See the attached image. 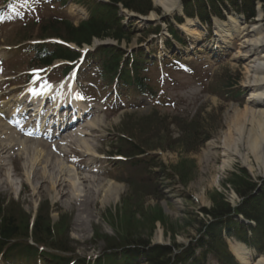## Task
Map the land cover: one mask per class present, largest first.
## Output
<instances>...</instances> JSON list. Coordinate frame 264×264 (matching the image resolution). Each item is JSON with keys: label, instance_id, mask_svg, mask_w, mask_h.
Wrapping results in <instances>:
<instances>
[{"label": "rangeland", "instance_id": "374dc122", "mask_svg": "<svg viewBox=\"0 0 264 264\" xmlns=\"http://www.w3.org/2000/svg\"><path fill=\"white\" fill-rule=\"evenodd\" d=\"M213 1L215 2L181 0L179 7L181 14L178 11V13L175 12L174 19L168 18L162 23V28L159 21L144 27L139 23H131L130 28L133 29L135 35L131 39V44L128 45L125 42L120 44L122 54L126 56V52L129 55L146 50V47L140 48L139 43L141 42L137 41L145 36V32L142 35V30L157 29L156 36L159 40L158 43L153 41L151 49L160 46V42L168 41L169 38L165 36H168V31L172 34L175 32L181 39H184V35L174 30L175 21L178 25L184 24L188 17L195 19L193 14L195 12L209 16L201 20L206 32L199 33L197 30L198 35L215 34L214 31L211 33L214 29L213 21L217 20L225 24L227 17H231V12L226 10L227 4L221 2L228 0ZM150 3L152 8L150 13H154L156 17L164 16V11L156 7L153 0H150ZM261 4L256 2L255 17L244 26L246 31H249L253 25L264 29V6ZM228 10L232 9L228 8ZM241 10L242 8L237 7V11L234 12L241 15ZM33 12L32 8L28 12L19 13V18L16 19L19 23L20 20L25 21L27 25L17 23L8 26L7 24L12 21L4 23L3 26V22L0 23V45L2 46L0 55H3L4 61L0 68L2 73L0 78L4 79L3 88H17V83L23 79L21 78L22 73L32 67L29 64L30 57L26 51L27 45L24 39L33 41L50 36H40V30L47 28L50 21L56 17L55 11L48 10V7L45 8L42 13H39L41 20L33 17ZM33 21L35 22L31 24ZM164 32L166 33L163 35ZM149 40L150 37L147 41ZM109 41L115 43L112 40ZM237 44H240V39L228 46L230 51L226 57L216 60L202 50V54L194 57L195 59L189 62L188 66L185 65L172 73L171 79L162 78L157 65L147 68L148 72L143 76L148 78L149 86L165 88L166 95L171 101L166 106L164 104L159 106V111L145 108L143 111L127 115H122V112L117 115L102 112L99 117L91 121L95 130L90 129L91 132H85L86 135L81 139L90 144L89 146L94 149L92 152L104 153L109 149H107L108 144H111L114 149H119L120 145L113 141L115 133L120 131L119 133L126 135L137 145L144 146L145 151L153 153V171L143 169L148 174L141 176V170H138L130 175L133 180L136 178L141 183L125 188L119 200L114 204L110 202L101 205V194L93 203L85 204V199L82 200V198L78 204L73 201L68 202L67 196H63L62 199L59 196L57 202L53 201L51 181L48 180L46 183L41 174L46 167L48 175L54 174L53 178L57 170L63 171L64 176H67L66 172L70 170L64 171L59 168L63 160L60 159V161L55 157L50 159L24 155L23 153L27 151H20L21 149L17 148L15 143L8 142L6 136L0 133V157H3L0 159V166L3 167L0 168V203H2L4 216L11 217L18 229L23 232L27 231L28 226L30 225V228L34 221L38 227L40 225L42 230L35 234L33 231H27L26 236H30L29 232H31V235L33 234L38 241H42L40 238H47L49 242L57 245L56 249L61 257L68 258V261L73 259L76 263L82 264L87 259L91 263L98 256L111 253V250L114 251L116 248L126 249L127 244H134L132 247H135V251H140L136 248L137 246L171 247L174 253L179 247L188 248L190 242H194V239L199 234L201 235L205 228L211 227L210 224L215 221L207 214L211 210H216L213 208L215 206L213 201L221 200L233 210L232 212L241 209V206L237 208V205L243 203V197L235 194L233 187L228 183L234 175L246 174L248 176L245 184L252 186L253 189L248 191L247 200L250 197L255 198L258 194L264 197V169L262 165H257L252 161L251 157L250 168L243 164L240 157L231 161L225 169L222 168L225 157L220 149L221 135L231 124L232 107L243 111L249 96V91L243 87L244 63L234 57L235 52L239 50ZM134 46L137 47L133 48ZM177 48L181 47L175 46L173 52ZM128 55L126 57L129 58ZM170 57L171 55L167 54L164 59L169 63ZM8 60H10L9 65ZM157 63L160 64V60ZM164 67V71L169 73L166 66ZM58 76V71L51 73L53 78ZM157 78L164 81L161 83L162 87L158 86ZM8 98L12 99V97ZM203 140V143H199ZM210 143L215 149L211 151L209 157L204 159L206 146ZM244 152H246L244 149L240 150V154ZM103 163L107 164L105 161ZM63 165L72 170L69 162L63 161ZM115 173H120V171L114 170L113 177L118 176ZM24 175H29L30 179L27 180ZM107 175L108 173L105 177L92 176L95 180H91V185H87L85 189H90L88 192L96 196V190L94 192L92 186L98 187L104 184L105 180H108ZM67 179V177L60 178L57 183L61 180L59 185L64 188V181ZM64 189L67 194L69 192L72 196L74 195L69 187ZM33 190L35 195L31 196L30 193ZM203 211H206V214ZM46 214L49 215L50 220L42 224V218ZM231 214L225 215L223 221H226ZM198 221L203 224L201 229L197 225ZM247 221L256 224L253 220L248 219ZM46 229L49 234L44 232ZM159 233L162 235L161 241L155 242L154 239ZM210 257V255L206 256L205 260L209 262ZM141 258L143 263L144 258ZM198 258H200L198 253H195L193 261ZM232 262L238 264L234 260Z\"/></svg>", "mask_w": 264, "mask_h": 264}, {"label": "bare ground", "instance_id": "6f19581e", "mask_svg": "<svg viewBox=\"0 0 264 264\" xmlns=\"http://www.w3.org/2000/svg\"><path fill=\"white\" fill-rule=\"evenodd\" d=\"M181 0H153V3L156 7L162 9L164 11V16L156 17L154 13H149V17H146V20L148 23L150 22H156L159 21L161 18H173L174 10L179 6ZM116 6H120V4H116ZM129 18H132L133 20V14L129 13L127 15V20H130ZM167 18V19H168ZM122 19L126 20V18L122 17ZM174 19V18H173ZM237 18H229V21H227L225 24H221L218 21H213L215 24V27L217 28L216 33L218 34V40L220 43L222 41H225L228 37H231L232 35L239 37L240 44L239 50L234 56L235 58H239L244 63V69H245V76H244V84L243 87L246 88L249 91V96L246 100V105L243 109V111L236 109V107H232V114H231V124L228 127L227 131L221 135V151L223 153V156L225 157V161L223 163L222 168L225 169L226 166H229V163L233 161L235 158H239L243 162V164L248 166L250 168V157L253 159L257 165H262V168L264 169V29L253 25L249 31H246V28L242 27L241 25H238L236 20ZM173 22V21H172ZM190 20L187 21L186 24H180L178 25V29L182 31L183 33L186 32L188 35L197 36L198 32L196 29L191 27ZM129 24V22H127ZM148 25V24H146ZM142 35L145 32V36L139 38L137 41L141 42L139 43L140 48H147L150 44L153 47V41H158V36L156 30H142ZM165 34V33H163ZM153 35V36H152ZM167 36V35H166ZM150 37V40L147 41ZM169 38V37H168ZM181 38V37H180ZM132 39V38H131ZM131 39L128 42L131 44ZM170 39V38H169ZM168 39V40H169ZM99 42L94 41L93 45L98 44ZM135 43H137L135 41ZM217 43V42H216ZM143 44V45H141ZM137 46H134L135 48ZM65 84L62 85L57 84L56 86H50L49 88H62ZM46 88V87H45ZM121 89H124L125 87H120ZM136 93V92H135ZM137 97H140V94H137ZM79 124L74 125L75 128L78 127ZM0 130L6 135V140L10 143H18L23 150L32 149L33 145H30V140L23 139L22 137L18 136L15 132H13L9 128H4L2 123L0 122ZM79 134H74L71 136L72 141L80 140L78 139ZM46 145L42 142H37V145L34 144L33 151L37 153L39 156H43V154L47 157L52 159L54 157V154L50 151L51 147H48L47 150ZM206 151L204 153V159L205 157H209L211 151L215 149L214 145L212 143L208 144L206 146ZM39 148L40 151L37 152L36 149ZM217 148V147H216ZM244 149L246 152L244 154H240V150ZM61 155V150L58 151ZM24 155H27L24 153ZM60 164V163H59ZM63 166L62 164H60ZM252 167V166H251ZM61 170H63L61 168ZM56 172L55 178L52 176L54 174H49L47 172L46 167L43 169V173L41 174V177L45 180L47 183L48 180L51 181V190L53 193V201H58V198L62 199L63 196H67V201H73L76 204L79 203L80 198L82 200L85 199L86 203H93L95 200L98 199V195L101 194L100 198V204H107V203H116L117 200H119L121 193L125 190V187H122L120 185L113 184L111 182H105L104 184L100 186H92L94 188V192L96 190V196L92 192H88L90 189H85L87 185H91L90 181L82 177L81 173L79 172H66L67 176H64L63 171ZM35 172V170L33 171ZM27 180L30 179L29 175H24ZM67 177V181H64L65 185L64 188L67 189L69 187L71 191L74 193L72 196L71 194H67V191L62 188L59 183H61V180L57 183L59 178ZM66 179V178H65ZM70 179V180H69ZM68 186H67V184ZM44 187V186H42ZM82 195H79L81 194ZM78 194V195H77ZM35 195L34 190L31 191V196ZM72 196V197H69ZM76 198L77 201H76ZM260 198V197H259ZM55 202V204H56ZM232 214L231 219L234 222H238L242 228V230L247 233L248 228L243 226L241 219H244V224H247V219L244 218L243 213H237V212H231ZM262 214V213H261ZM225 216V215H221ZM238 216V217H237ZM223 218L221 217V220L218 221L214 234L217 235L215 239L203 240L202 238L195 239L194 242H190V246L187 248H177L178 251H186L183 255L189 256L190 253L198 252L200 250V247H198V244H220V245H211V247H214V250L219 251V253L223 254V249L225 251H230L235 259L240 264H249L251 261L250 255L245 250L246 247L242 246L237 242L236 240H231L234 236L232 235L230 231V226L227 225L225 221H223ZM213 230V229H212ZM204 231V230H203ZM206 235V234H205ZM160 233L156 235L155 242L161 241ZM225 240V243H222L220 238ZM207 238V237H206ZM149 249L146 248L145 251L140 250L139 252H145V256L147 257ZM178 251L176 253L172 250V257L174 259V264H189L188 260L185 259H179L178 257ZM208 252L211 253V256L213 255V252L208 249ZM215 258V256H213ZM125 258V264H129L132 261L133 254H126L124 256ZM217 259V258H216ZM253 260V259H252ZM218 261H221L218 259ZM188 262V263H187ZM252 264H264V259L260 257L256 261H251ZM108 264H113L111 261L108 262ZM222 264V263H220ZM228 264V263H227ZM230 264H233L231 261Z\"/></svg>", "mask_w": 264, "mask_h": 264}, {"label": "trees", "instance_id": "16d2710c", "mask_svg": "<svg viewBox=\"0 0 264 264\" xmlns=\"http://www.w3.org/2000/svg\"><path fill=\"white\" fill-rule=\"evenodd\" d=\"M78 1L88 3L90 13L95 15L94 18L88 22L81 24L78 28L70 27L67 24H64V22L60 24H53L51 30L46 35H50L52 37L58 38L65 43L75 44L76 46L79 47H81L84 44L89 45L93 39H97V40L111 39L118 43L121 42L128 43L131 37L130 35L125 34L121 26L119 25L118 19L116 17L115 5L120 4L123 8L142 16H147L152 11L150 0H108L109 4L107 5L91 2L90 0H78ZM206 1L209 3L215 2L213 0H206ZM238 1L241 2L242 10L240 12L244 16H250V17L254 16L255 14L254 5L256 1L261 2L264 6V0H238ZM47 47L52 49L54 48L53 46L42 45V46H35L32 49V52L36 57L35 61L41 65L48 66L54 60L72 61L77 57L76 53L71 52L70 50L64 47L63 48L59 47L57 49H54L55 51L49 54L52 50L48 51ZM98 52L103 57L108 58V63H110L111 65L110 68L105 70L108 73H110V75H115L118 70L119 55H120L119 52L115 49H106ZM136 87L144 88V86L141 83H137ZM164 130H166V127H164ZM124 136L126 137L123 140L124 142L139 147V145H137L132 139L127 138L126 135ZM140 148L145 149L144 146L143 147L140 146ZM247 177L248 176H246V174H242L238 176L234 175L231 177L230 180H228V183L229 186L233 187V192H235V194L239 195L241 198L243 197L242 198L243 203H240L237 207L239 208L241 206V209L237 210V213L242 212L245 219L253 220L256 223L255 228L251 229L254 234V238L252 239V241L247 240L246 233L242 230L240 225L233 226V228H235L234 229L235 235L239 237V238L237 237L238 240H241L242 242H246V244H250L251 242L255 244H261V246L258 248V251L264 256V242L260 241L261 239L262 241H264V197L258 194L253 199H251V197L248 198L249 200L248 202L246 195L249 190L253 189V187L252 186L249 187L245 184L246 180H248ZM245 201L247 202V204L245 203ZM1 204L2 203H0V244H1V240H3V238H5L6 236L15 235L19 233L18 231H21V229H18V227L15 225V222L11 217L4 216V210L2 211ZM213 204L215 205L213 208L216 210L215 211L211 210L207 214L211 216L212 219H215V221H213L210 224L211 227L205 228L204 231L202 232L205 237H208L210 239H215L217 237V235L214 234L215 233L214 230L218 221L221 220V217H224L221 215L227 216L229 213L233 211L231 210V208L223 204L219 199L218 201L217 200L213 201ZM203 212H205L206 214V211ZM49 220H50L49 215L46 214L45 217L42 218V224L45 221H49ZM197 225L200 226V229L203 227V224L200 223V221L197 222ZM40 230H42V228H40V225L38 227V224L34 223L32 228L33 233L34 234L39 233ZM44 232L49 234L48 229L44 230ZM220 241L222 242V240ZM211 245H220V244H211ZM143 249H145L144 246ZM210 250L213 252V255L215 256V258H217V260L218 259L221 260L219 261L220 263L230 264L231 259L224 249L222 255L219 253V251L214 250V247H211ZM147 256H148V264H170L172 249L171 247L154 246L152 249L148 251Z\"/></svg>", "mask_w": 264, "mask_h": 264}, {"label": "water", "instance_id": "95a60500", "mask_svg": "<svg viewBox=\"0 0 264 264\" xmlns=\"http://www.w3.org/2000/svg\"><path fill=\"white\" fill-rule=\"evenodd\" d=\"M143 21L146 22V23L148 22L147 20H143Z\"/></svg>", "mask_w": 264, "mask_h": 264}]
</instances>
